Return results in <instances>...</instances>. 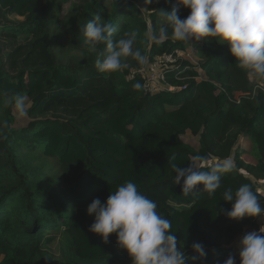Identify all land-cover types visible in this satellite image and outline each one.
<instances>
[{
    "label": "trees",
    "instance_id": "16d2710c",
    "mask_svg": "<svg viewBox=\"0 0 264 264\" xmlns=\"http://www.w3.org/2000/svg\"><path fill=\"white\" fill-rule=\"evenodd\" d=\"M174 7L181 19L190 14L177 0H0V264H132L115 234L104 243L89 231L87 213L126 181L171 220L186 264L198 255L194 243L207 253L195 264H224L230 254L241 264L237 243L261 217L230 220L223 192L248 184L264 205V80L257 87L215 39L177 41L168 27L154 41L162 10ZM97 15L117 28L113 39L135 33L147 62L123 58L128 67L112 73L69 64L67 55L92 52L83 29ZM188 47L198 63L181 58L165 88L147 92L139 70ZM17 94L29 105L20 125ZM226 159L234 170L212 197L203 185L185 196L175 183L173 165L209 170Z\"/></svg>",
    "mask_w": 264,
    "mask_h": 264
},
{
    "label": "clouds",
    "instance_id": "9594fccd",
    "mask_svg": "<svg viewBox=\"0 0 264 264\" xmlns=\"http://www.w3.org/2000/svg\"><path fill=\"white\" fill-rule=\"evenodd\" d=\"M177 3L190 9V14L181 19L178 9L167 12L162 10L165 23L159 27L158 35L152 39L163 42L171 27L173 38L189 42L191 38L200 41L203 38L215 39L217 43L227 44L238 66L250 77L264 80V0H177ZM89 50L95 52L104 45L102 58L96 60V68L101 73L119 72L128 67L123 58L131 57L140 65L147 57L135 49V33H124L113 39L117 28L111 22H102L97 15L83 29ZM134 89H140L136 83ZM15 110L20 116L25 113V98L19 94L14 97ZM196 160L205 157L196 156ZM176 173L175 183L182 184L185 196L203 192L212 197L221 187V177L234 170L230 159L216 164L209 170H201L194 163L188 167L173 165ZM260 193L253 191L248 184L241 185L233 195L232 189L223 192V200L232 204L226 212L230 220L264 217V205L258 201ZM157 202L142 194L132 181L117 186L110 192L106 202L94 199L87 213L94 216L89 231L102 237L108 243L111 234L117 237V245L126 250L132 264H186L189 259L182 248L177 247V238L171 231L172 222L157 211ZM198 255L192 256L194 262L205 258L207 253L200 243L192 245ZM241 264H264V225L258 231L246 233L239 241ZM224 264H236L233 255H229Z\"/></svg>",
    "mask_w": 264,
    "mask_h": 264
},
{
    "label": "rangeland",
    "instance_id": "374dc122",
    "mask_svg": "<svg viewBox=\"0 0 264 264\" xmlns=\"http://www.w3.org/2000/svg\"><path fill=\"white\" fill-rule=\"evenodd\" d=\"M83 26H81V31H82ZM84 34V32H83ZM205 40V38L201 39L200 41L203 42ZM195 40V38H191L189 40V43L192 44ZM191 46V45H190ZM100 57L102 58V56L97 53V52H82V53H72L66 56L67 61L69 64H71L72 66H80L82 64H87V63H94L96 64V60L97 58ZM181 58H184L188 61L193 62L194 64H197L199 61V58L197 56V53L195 50L191 49L190 47H188L185 51H183V54L181 56ZM252 80L255 82V84L258 86H263V83L259 80H257L256 78L252 77ZM29 107L28 104H25V113H26V109ZM15 115L18 118V125L22 124V123H26L28 121V116L25 114L24 116H20L17 111L15 110ZM184 140L188 143H190L191 145H193L194 147H198L199 145V138L198 137H194L192 134L188 133L186 136H184ZM259 226L257 224V226L252 227L250 230L246 231L241 237L240 239L248 232L251 231H258L259 230ZM239 239V241H240ZM239 242L237 243L236 249L238 248Z\"/></svg>",
    "mask_w": 264,
    "mask_h": 264
},
{
    "label": "built area",
    "instance_id": "2783aa9c",
    "mask_svg": "<svg viewBox=\"0 0 264 264\" xmlns=\"http://www.w3.org/2000/svg\"><path fill=\"white\" fill-rule=\"evenodd\" d=\"M185 50H177L172 53L156 57L148 67L141 68L139 73L144 76V88L147 92L157 93L165 88L166 73L176 64ZM264 225V217H261L258 226Z\"/></svg>",
    "mask_w": 264,
    "mask_h": 264
},
{
    "label": "crops",
    "instance_id": "0c3cea01",
    "mask_svg": "<svg viewBox=\"0 0 264 264\" xmlns=\"http://www.w3.org/2000/svg\"><path fill=\"white\" fill-rule=\"evenodd\" d=\"M252 78V77H251Z\"/></svg>",
    "mask_w": 264,
    "mask_h": 264
}]
</instances>
